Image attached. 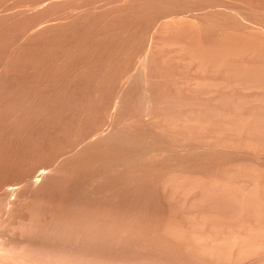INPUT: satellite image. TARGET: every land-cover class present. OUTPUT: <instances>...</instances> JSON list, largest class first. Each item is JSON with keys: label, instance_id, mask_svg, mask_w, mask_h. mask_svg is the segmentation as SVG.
<instances>
[{"label": "rangeland", "instance_id": "obj_1", "mask_svg": "<svg viewBox=\"0 0 264 264\" xmlns=\"http://www.w3.org/2000/svg\"><path fill=\"white\" fill-rule=\"evenodd\" d=\"M0 219V264H264V0H0Z\"/></svg>", "mask_w": 264, "mask_h": 264}, {"label": "bare ground", "instance_id": "obj_2", "mask_svg": "<svg viewBox=\"0 0 264 264\" xmlns=\"http://www.w3.org/2000/svg\"><path fill=\"white\" fill-rule=\"evenodd\" d=\"M46 173H47V169L41 168L35 175V179L33 180V185H36L38 183V179L45 177ZM19 190L20 189L19 187H17V185L15 186L12 185V187L8 188L7 193L12 194L14 196L18 194ZM2 227H3V221H0V255L4 252L5 243H6V233Z\"/></svg>", "mask_w": 264, "mask_h": 264}]
</instances>
